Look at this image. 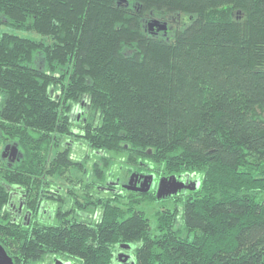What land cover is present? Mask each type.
Listing matches in <instances>:
<instances>
[{
	"label": "trees",
	"instance_id": "16d2710c",
	"mask_svg": "<svg viewBox=\"0 0 264 264\" xmlns=\"http://www.w3.org/2000/svg\"><path fill=\"white\" fill-rule=\"evenodd\" d=\"M151 19L166 33L148 32ZM2 25L48 41L0 32V133L21 148L23 177L34 152L38 171L86 173L77 206L96 212L0 225L14 264H112L121 243L134 264H264V0H0ZM82 98L95 160L77 165L60 143ZM115 163L200 184L173 197L180 211L157 212L152 234L133 205L157 196L96 189Z\"/></svg>",
	"mask_w": 264,
	"mask_h": 264
},
{
	"label": "flooded vegetation",
	"instance_id": "af4514ba",
	"mask_svg": "<svg viewBox=\"0 0 264 264\" xmlns=\"http://www.w3.org/2000/svg\"><path fill=\"white\" fill-rule=\"evenodd\" d=\"M149 32L154 35H158L159 33L165 34L163 31H156V29L149 30ZM87 109L88 106L85 105V98H82V100L79 102L73 103L71 105L68 111L71 133L70 136L64 138L60 143V150L64 151L67 149L69 157L74 163H77V165L91 163L95 160V157L92 155L91 151V155L83 151V149H86L87 147L81 137L83 135V129L86 126L85 122L87 118ZM86 156H89V158ZM22 157L23 153L17 142L8 138H4L2 133H0V195H4L5 198L0 207V225H54L57 223L56 214L58 211L62 213V217L64 214H66L63 220H68L70 218L89 219L94 217L96 214L95 211L94 215L89 214L86 209L81 206H77V200L79 203L85 201L87 193L86 173L83 171L74 172L73 174L68 171H63L60 173H43L44 171H38L37 153L34 152L30 161L32 166L31 173L28 172L26 176L23 177V163H21ZM110 173L111 171H108L105 184L96 185V189L98 191L104 192L105 194L111 193L113 194L112 197H114V195H125L128 194V192L137 194L150 193L154 194L156 197L160 179L167 177L150 170L141 171L135 169L133 170L132 168L129 172H126L125 169L122 168L120 174L118 176L112 177V179L109 178L111 176ZM71 175L73 177H71ZM149 175L152 176L151 180L148 177ZM19 177H21L25 182L28 180L31 181L32 191L29 197L24 191L25 188L19 185ZM131 177L132 189H128L126 186L129 184ZM145 177L147 178L145 179ZM196 178H198V176L194 174H182L176 176V180L183 182L186 186H190L191 182ZM147 186H149L147 191L138 189L139 187L147 188ZM190 190L191 189L189 188H186L185 190L181 189L177 193L165 196L163 198L185 194ZM73 209H75L74 217H70L71 211ZM121 252H124V254L130 253L133 256L132 250L121 251L120 247H115L112 264H127V262L129 264V259L125 261H120L118 259V254ZM6 253L13 260L14 253H9L7 251Z\"/></svg>",
	"mask_w": 264,
	"mask_h": 264
},
{
	"label": "rangeland",
	"instance_id": "374dc122",
	"mask_svg": "<svg viewBox=\"0 0 264 264\" xmlns=\"http://www.w3.org/2000/svg\"><path fill=\"white\" fill-rule=\"evenodd\" d=\"M147 23H148V21L146 22V29H147ZM154 29H155V27H154ZM3 31L13 32L19 36L28 37V38L35 39V40L43 39L45 41H48V39L43 38L41 35H39L35 31L13 30L7 26L2 25V26H0V32H3ZM148 32H149V30H148ZM83 151L90 154L89 148H87V147H86V149H83ZM93 153H94V151H93ZM109 171H111V173H110L111 176L109 178L112 179V177L118 176L120 174L121 168H120V166H118L117 163H115L110 167ZM197 179H200V176H198ZM180 199H182V197H175V198H173V197H166V198L156 197L155 199H153L151 201L141 200L138 204L133 205V209L143 212L144 216L149 221L151 233L154 234V233H156L155 226H156V214H157V212L161 211L162 209H174V207H176L180 211L181 210V203H182L180 201ZM125 215L127 216L128 214L125 213ZM189 238H192V236L190 235ZM121 251H124V249H121ZM57 259H60L63 262H66L68 264H80V261L78 258L67 256L65 254H60V253H57V254H49L48 253L42 259H40L38 261L21 263V264H54L55 260H57ZM127 264H128V262H127Z\"/></svg>",
	"mask_w": 264,
	"mask_h": 264
},
{
	"label": "water",
	"instance_id": "95a60500",
	"mask_svg": "<svg viewBox=\"0 0 264 264\" xmlns=\"http://www.w3.org/2000/svg\"><path fill=\"white\" fill-rule=\"evenodd\" d=\"M154 27H155L156 31H163L164 33H166L167 28H168L167 22H165V21L160 22L157 19H151L147 23V29L153 30ZM148 177L150 178V180L152 179L151 175H149ZM146 178L147 177H145V179ZM150 180H149V183H150ZM131 181H132V177H131V180L129 181V184L126 186V188L132 189V187H131L132 182ZM199 184H200V179L196 178L194 181L191 182L190 186H186V185H184L183 182L177 181L175 175H169L167 177H163L160 179L156 196L157 197H165V196H168L171 194H175L181 189L185 190L186 188H189L191 190H195L196 188H198ZM148 187L149 186H147V188L139 187L138 189L142 190V191H147ZM119 247L121 249L130 250V251L133 249V246L131 244H127V243H121ZM118 259L120 261H125V260L129 259V264H134V258L130 253L124 254V252H121L118 254ZM0 264H13L12 258L6 253L5 249L1 245H0ZM54 264H68V263L63 262L60 259H57V260H55Z\"/></svg>",
	"mask_w": 264,
	"mask_h": 264
}]
</instances>
